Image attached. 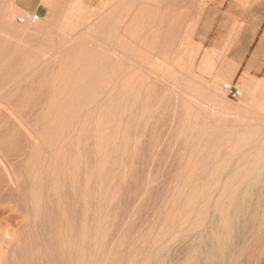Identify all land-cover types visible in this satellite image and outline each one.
Instances as JSON below:
<instances>
[{
	"label": "rangeland",
	"instance_id": "374dc122",
	"mask_svg": "<svg viewBox=\"0 0 264 264\" xmlns=\"http://www.w3.org/2000/svg\"><path fill=\"white\" fill-rule=\"evenodd\" d=\"M218 1L0 0V104L50 147L0 114V264H264V78L212 46Z\"/></svg>",
	"mask_w": 264,
	"mask_h": 264
},
{
	"label": "crops",
	"instance_id": "0c3cea01",
	"mask_svg": "<svg viewBox=\"0 0 264 264\" xmlns=\"http://www.w3.org/2000/svg\"><path fill=\"white\" fill-rule=\"evenodd\" d=\"M210 6L204 25L218 32L213 37L221 42L212 46L227 48L226 55L240 73L237 80L251 73L264 78V0H219ZM205 38L202 34L199 40Z\"/></svg>",
	"mask_w": 264,
	"mask_h": 264
},
{
	"label": "bare ground",
	"instance_id": "6f19581e",
	"mask_svg": "<svg viewBox=\"0 0 264 264\" xmlns=\"http://www.w3.org/2000/svg\"><path fill=\"white\" fill-rule=\"evenodd\" d=\"M129 14V13H128ZM127 14V15H128ZM133 15V14H132ZM137 16V15H136ZM134 17V16H133ZM72 18V17H71ZM129 18V17H128ZM124 20V19H123ZM22 21L24 22L25 21V19L24 18H22ZM98 21H100V19H98ZM123 22V21H122ZM127 22V21H126ZM35 23H40V25H41V22L39 21V19H38V15H37V18L34 20V21H32L31 19H30V16H29V18L27 19V23H26V26H25V28L23 29V31H22V34H26V33H35V29H34V27H32L33 26V24H35ZM124 23V22H123ZM97 25H98V22L96 23ZM129 24V23H128ZM122 26V25H121ZM120 26V27H121ZM126 26V25H125ZM129 27V26H128ZM37 28H38V26H37ZM38 29H40V28H38ZM38 29H36V30H38ZM123 29V28H122ZM135 29V28H134ZM119 30V29H118ZM131 30V29H130ZM93 32H95V31H93ZM33 35V34H32ZM118 35V34H117ZM25 36V35H24ZM123 37V36H122ZM130 38V37H129ZM72 40V39H71ZM68 45V44H67ZM63 46V45H62ZM69 46V45H68ZM71 46V45H70ZM59 49V48H58ZM66 51H68L67 49H66ZM61 52V51H60ZM59 53V52H58ZM62 53H63V51H62ZM69 53H73V52H69ZM64 54V53H63ZM62 54V55H63ZM65 54H66V52H65ZM77 54V53H76ZM75 55V54H74ZM61 58V57H60ZM76 58H79V57H76ZM56 59V58H55ZM72 59H74V58H72ZM118 59V58H117ZM65 60V59H64ZM64 60H55L54 61V63H53V69L54 70H62V69H64V67H65V64H66V60L64 61ZM72 61V60H71ZM84 61V60H83ZM115 61H116V59H115ZM119 62V61H118ZM73 63V62H72ZM78 63V62H77ZM81 63V62H80ZM121 63V62H120ZM69 64H70V62H69ZM73 65V64H72ZM76 66V65H75ZM89 66V65H88ZM71 67V66H70ZM80 67V66H79ZM77 68V67H76ZM83 68V67H82ZM95 69V68H94ZM48 70V69H47ZM79 70V69H78ZM67 71V70H66ZM73 71V70H72ZM44 72V71H43ZM68 73H70V72H68ZM75 73V72H74ZM69 75V74H68ZM72 75V74H71ZM92 75V74H91ZM87 76H88V74H87ZM94 76H95V74H94ZM82 77V76H81ZM93 77V76H92ZM91 77V78H92ZM55 78V77H54ZM77 78V77H76ZM87 78V77H86ZM70 79V78H69ZM84 79V78H83ZM82 79V80H83ZM90 79V78H89ZM70 81V80H69ZM74 81V80H73ZM51 82V81H50ZM71 82V81H70ZM69 82V83H70ZM48 83H49V81H48ZM79 82H77V83H75L73 86H74V88L73 89H75V85L76 84H78ZM51 84V83H50ZM62 84V83H61ZM54 85V84H53ZM89 85V84H88ZM94 85H95V83H94ZM124 85V84H123ZM33 86V85H32ZM55 86V85H54ZM61 86V85H60ZM68 87V86H67ZM98 87V86H97ZM88 88V87H87ZM110 89V88H109ZM78 90V89H77ZM95 90V89H94ZM111 90V89H110ZM46 91V90H45ZM44 91V92H45ZM49 91V90H48ZM52 91V90H51ZM82 91V90H81ZM91 91V90H90ZM34 92V91H33ZM43 92V93H44ZM58 92V91H57ZM64 92V91H63ZM47 93V92H46ZM60 93V92H59ZM83 93V92H82ZM114 93V92H113ZM45 94V93H44ZM80 94V93H79ZM95 94V93H94ZM109 94H111V93H109ZM46 95V94H45ZM50 95V94H49ZM42 96V95H41ZM47 96V95H46ZM55 96V95H54ZM89 96H91V94L89 95ZM92 96H93V94H92ZM91 96V97H92ZM98 96V95H97ZM97 96H96V98H97ZM109 96V95H108ZM70 97V96H69ZM74 97V96H73ZM79 97V96H78ZM84 97V96H83ZM83 97H82V99H83ZM56 98V97H55ZM77 98V97H76ZM63 99V98H62ZM91 99V98H90ZM93 99V98H92ZM45 100V99H44ZM75 100V99H74ZM79 100H81V99H79ZM260 100V99H259ZM258 100V101H259ZM43 101V100H42ZM73 101V100H72ZM81 101H84V100H81ZM87 101V100H86ZM18 102V101H17ZM44 102V101H43ZM59 102V101H58ZM78 103V102H77ZM83 103H85V102H83ZM87 103V102H86ZM50 104V103H49ZM74 104V103H73ZM76 104V103H75ZM79 104V103H78ZM94 104V103H93ZM11 104H8L7 102H1V104H0V114H2V115H4L5 116V118L12 124V126H13V128L15 129V131H18V133H22L24 136H26V139L28 140V142L31 144V145H35L36 147H38L39 149H40V151H42V152H44V153H48L49 151H50V147L47 145V143H46V141H45V139H44V137H43V133H42V131H41V129H42V121L43 120H45L44 119V117L45 116H41V118L40 117H36L37 119L36 120H34L35 122H32V123H29L28 121H26V120H24V118L16 111V109H14V108H12L13 107V105H12V107L10 106ZM77 105V104H76ZM96 105V104H95ZM103 105V104H102ZM48 106V105H47ZM46 106V107H47ZM42 107V106H41ZM40 107V108H41ZM44 107V106H43ZM53 107V106H52ZM102 107V106H101ZM39 108V109H40ZM88 108H91V106L90 107H88ZM93 108V107H92ZM72 109V108H71ZM87 109V108H86ZM103 109V108H102ZM35 110H37V109H35ZM40 110H42V109H40ZM75 110V109H74ZM99 110V109H98ZM33 111H34V109H33ZM89 111V110H88ZM91 111V110H90ZM93 111V110H92ZM43 112H45V111H43ZM94 112V111H93ZM34 113V112H33ZM37 113H39V112H37ZM54 112H52V114H53ZM76 113V112H75ZM88 113V112H87ZM50 114H51V111H50V113H49V116H50ZM81 114V113H80ZM39 115V114H38ZM47 115V114H46ZM91 115V114H90ZM48 116V117H49ZM52 116V115H51ZM89 116V115H88ZM70 117H71V115H70ZM78 117V116H77ZM90 117V116H89ZM82 118H83V114H82ZM97 118V117H96ZM99 118V117H98ZM46 119H47V117H46ZM48 120V119H47ZM51 119H49V121H50ZM69 120V119H68ZM75 120V119H74ZM107 120V119H106ZM101 121V120H100ZM47 122V121H46ZM72 122V121H71ZM107 122V121H106ZM54 123V122H53ZM47 124H50V123H47ZM61 125V124H60ZM76 125V124H75ZM46 126V125H45ZM104 126V125H103ZM52 128V127H51ZM76 128V127H75ZM48 129H50V127H49V125H48ZM56 129H58V128H56ZM106 129V128H105ZM6 130V129H5ZM43 130V129H42ZM52 130H54V128L52 129ZM59 130H61V129H59ZM69 130V129H68ZM94 130V129H93ZM43 131H45V130H43ZM97 132V131H96ZM105 132V131H104ZM108 132V131H107ZM17 132H16V134H18ZM54 133V132H53ZM70 133V132H69ZM92 133V132H91ZM95 133V132H94ZM13 134V133H12ZM45 134V133H44ZM48 134V133H47ZM56 134V133H55ZM71 134V133H70ZM19 135V134H18ZM53 135V134H52ZM57 135V134H56ZM62 135V134H61ZM76 135V134H75ZM99 135V134H98ZM107 135V134H106ZM20 136V135H19ZM18 136V137H19ZM95 135H93V137H94ZM108 136V135H107ZM45 138H48V136L47 137H45ZM50 138H52V137H50ZM56 138V137H55ZM26 140V141H27ZM47 140V139H46ZM53 140V139H52ZM58 140V139H57ZM80 141V140H79ZM92 143V142H91ZM96 143V142H95ZM26 144V143H25ZM26 148V147H25ZM92 148V147H91ZM94 148V147H93ZM92 148V150L94 151V149ZM260 148V147H259ZM0 150H2V149H0ZM3 152V151H2ZM29 152V151H28ZM28 152H26V154L28 153ZM56 152V151H55ZM257 152V151H256ZM263 153H264V146L262 147V148H260L259 150H258V158L259 159H262L263 157H264V155H263ZM49 154V153H48ZM96 154V153H95ZM256 154V153H255ZM38 155H39V153H38ZM88 155V154H87ZM97 155V154H96ZM28 156V155H27ZM34 156H36V154L34 155ZM41 156V155H40ZM26 157V156H25ZM44 157V156H43ZM53 157V156H52ZM8 158V157H7ZM35 158H37V157H35ZM63 158V157H62ZM66 158V157H65ZM254 159H255V157H254ZM253 159V160H254ZM63 160V159H62ZM36 162H37V160H35ZM50 161V160H49ZM58 161V160H57ZM93 162H94V160H92ZM59 162V161H58ZM10 163V162H9ZM8 162H7V160H5V158H4V156H2V154L0 153V167L2 168L1 170H3V172L5 173V175L7 176V178H8V180H9V182H10V184L13 186V187H16V188H18V187H20L19 186V180H18V176H16V173H15V171L13 170V168L11 167V165L9 164ZM50 163V162H49ZM65 163V162H64ZM245 163V162H244ZM36 164V163H35ZM63 164V163H62ZM243 164V163H242ZM38 165V164H37ZM43 165V164H42ZM249 165V164H248ZM34 166V165H33ZM52 166V165H51ZM244 166V165H243ZM39 167V166H38ZM49 167V166H48ZM252 167V166H251ZM35 168V167H34ZM45 168H47V167H45ZM49 168H51V167H49ZM21 171V170H20ZM43 171V170H42ZM38 172V171H37ZM40 172V171H39ZM39 172H38V174H39ZM44 172H45V170H44ZM244 172V171H243ZM41 173V172H40ZM1 174V173H0ZM42 174V173H41ZM23 175V174H22ZM43 175V174H42ZM35 176V175H34ZM80 176V175H79ZM239 176V177H238ZM247 176V174H244V176H241L240 175V173L236 176L237 178H234V179H231V178H229L230 180H231V182H230V184L232 183V184H238V183H241V181L243 180V178H245ZM250 176V175H249ZM254 176V175H253ZM2 177V176H1ZM242 178V180H241V178ZM247 178V177H246ZM1 180V179H0ZM252 180V179H251ZM21 181V180H20ZM63 181V180H62ZM229 181V180H228ZM60 182V181H59ZM94 182V181H93ZM226 182V181H225ZM33 183V182H32ZM222 187V186H221ZM226 187V186H225ZM15 189V188H14ZM31 189V188H30ZM19 190V189H18ZM228 190V189H227ZM30 191V190H29ZM14 192V191H13ZM76 192V191H75ZM224 192H225V190H224ZM17 193V192H16ZM30 195V194H29ZM28 195V196H29ZM22 196V195H21ZM20 198V197H19ZM29 198H31V197H29ZM93 198V197H92ZM220 198V197H219ZM24 200V199H23ZM80 200V199H79ZM28 201V200H27ZM221 201V200H220ZM32 202V201H31ZM75 203V202H74ZM79 203V202H78ZM31 204V203H30ZM29 204V205H30ZM33 204V203H32ZM180 204V203H179ZM74 205V204H73ZM79 205H80V203H79ZM223 205V204H222ZM178 206V205H177ZM176 206V207H177ZM33 207V206H32ZM78 207V206H77ZM79 208V207H78ZM217 210H218V208H217ZM222 210V209H221ZM76 212H78V211H76ZM181 212V211H180ZM218 212V211H217ZM223 213V212H222ZM226 217V216H225ZM176 220V219H175ZM225 220V219H224ZM76 222V221H75ZM182 222V221H181ZM165 225V224H164ZM224 227V226H223ZM77 230V229H76ZM216 230V229H215ZM228 230V229H227ZM170 231V230H169ZM228 233V232H227ZM80 234V233H79ZM212 234V233H211ZM77 236V235H76ZM212 236H214V235H212ZM216 237V236H215ZM170 239V238H169ZM217 239V238H216ZM226 239V238H225ZM75 240V239H74ZM77 241H79V240H77ZM76 241V242H77ZM64 243V242H63ZM220 243V242H219ZM77 245V244H76ZM80 245V244H79ZM65 246V245H64ZM62 247V246H61ZM66 247H67V245H66ZM74 247H76V246H74ZM68 248V247H67ZM62 249V248H61ZM224 249H225V243L223 242L222 243V245L220 246V249H219V255H222V253L224 252ZM64 250V249H63ZM177 250V249H176ZM4 251V250H3ZM77 251V250H76ZM215 251V250H214ZM2 252V251H1ZM59 252V251H58ZM218 252V251H217ZM216 252V253H217ZM4 253V252H3ZM3 253H2V255H3ZM212 253V252H211ZM7 255H8V253H7ZM0 256H1V253H0ZM4 257V256H3ZM8 257V256H7ZM163 260V259H162ZM168 262V261H167ZM166 262V263H167ZM168 264V263H167Z\"/></svg>",
	"mask_w": 264,
	"mask_h": 264
},
{
	"label": "built area",
	"instance_id": "2783aa9c",
	"mask_svg": "<svg viewBox=\"0 0 264 264\" xmlns=\"http://www.w3.org/2000/svg\"><path fill=\"white\" fill-rule=\"evenodd\" d=\"M36 18H37V14H36V13H32V14H30V19H31L32 21H34ZM19 20L22 21V17H20ZM225 87H227V88L229 89V91L232 92L233 95L235 94V89H234V87H232V86L229 85V84H225Z\"/></svg>",
	"mask_w": 264,
	"mask_h": 264
}]
</instances>
